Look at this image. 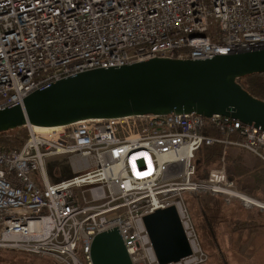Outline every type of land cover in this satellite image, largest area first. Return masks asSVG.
I'll use <instances>...</instances> for the list:
<instances>
[{"label": "built area", "instance_id": "built-area-1", "mask_svg": "<svg viewBox=\"0 0 264 264\" xmlns=\"http://www.w3.org/2000/svg\"><path fill=\"white\" fill-rule=\"evenodd\" d=\"M259 47L264 0H0V111L89 70ZM25 127L18 150L0 148L1 251L91 264L94 237L116 229L132 264H158L143 217L174 207L191 254L169 264H203L186 194L204 211L235 201L264 213V189L252 193L195 165L201 147L218 144L224 158L243 152L264 168V131L254 123L169 114L86 119L46 133ZM50 157L68 159V178L50 180Z\"/></svg>", "mask_w": 264, "mask_h": 264}, {"label": "water", "instance_id": "water-1", "mask_svg": "<svg viewBox=\"0 0 264 264\" xmlns=\"http://www.w3.org/2000/svg\"><path fill=\"white\" fill-rule=\"evenodd\" d=\"M264 73V47L206 60L153 58L69 76L0 111V133L25 126L52 128L86 119L137 115H213L254 123L264 131V102L236 79ZM158 264L191 254L174 207L143 217ZM91 264H132L116 229L97 234Z\"/></svg>", "mask_w": 264, "mask_h": 264}, {"label": "rangeland", "instance_id": "rangeland-1", "mask_svg": "<svg viewBox=\"0 0 264 264\" xmlns=\"http://www.w3.org/2000/svg\"><path fill=\"white\" fill-rule=\"evenodd\" d=\"M27 133L28 129L22 127L15 135L24 138ZM45 168L51 181L65 180L70 176L66 157L48 158ZM184 201L196 226L201 247L208 256L203 264H264V213L243 209L235 201L228 206L220 205L216 211H204L196 196L190 193L184 196ZM250 218H255L257 224L236 229L231 226ZM0 264L58 263L49 257L0 250Z\"/></svg>", "mask_w": 264, "mask_h": 264}, {"label": "trees", "instance_id": "trees-1", "mask_svg": "<svg viewBox=\"0 0 264 264\" xmlns=\"http://www.w3.org/2000/svg\"><path fill=\"white\" fill-rule=\"evenodd\" d=\"M236 83L249 95L264 102V73L238 78L236 79ZM19 129L0 133V148L5 151L18 150L25 138H19L15 135ZM204 133L217 137V134L213 132L205 131ZM224 153H226V150L218 144L201 147L195 158V165L198 171L200 173L204 171L206 175L210 169L216 167L220 160L223 159L229 178L235 179L252 193L264 189V168H255L251 157L243 152L236 153L233 159L224 158ZM235 223L231 226L236 229L240 227H252L257 224V221L255 218H250L243 223Z\"/></svg>", "mask_w": 264, "mask_h": 264}, {"label": "bare ground", "instance_id": "bare-ground-1", "mask_svg": "<svg viewBox=\"0 0 264 264\" xmlns=\"http://www.w3.org/2000/svg\"><path fill=\"white\" fill-rule=\"evenodd\" d=\"M55 129H56L55 127H52V128L31 127V130L35 133H46L49 131H53ZM196 155H197V153H196ZM195 158H196V156H195ZM221 172L228 177V175L226 173L225 163H224L223 159L220 160L219 164L216 167L210 169L207 175H213L215 173H221Z\"/></svg>", "mask_w": 264, "mask_h": 264}, {"label": "crops", "instance_id": "crops-1", "mask_svg": "<svg viewBox=\"0 0 264 264\" xmlns=\"http://www.w3.org/2000/svg\"><path fill=\"white\" fill-rule=\"evenodd\" d=\"M196 227V226H195Z\"/></svg>", "mask_w": 264, "mask_h": 264}]
</instances>
